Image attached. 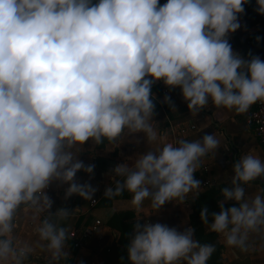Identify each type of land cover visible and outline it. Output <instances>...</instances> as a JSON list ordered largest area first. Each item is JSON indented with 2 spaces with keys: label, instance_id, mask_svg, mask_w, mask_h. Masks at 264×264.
Segmentation results:
<instances>
[{
  "label": "clouds",
  "instance_id": "clouds-1",
  "mask_svg": "<svg viewBox=\"0 0 264 264\" xmlns=\"http://www.w3.org/2000/svg\"><path fill=\"white\" fill-rule=\"evenodd\" d=\"M250 3L0 0V264H37L41 256L43 264H68V222L79 208L53 212L49 189L67 186L65 201L96 203L95 164L80 158L89 142L135 138L155 146L110 170L105 199L127 193L137 213L150 207L148 216L199 199L196 173L220 141L208 133L167 141L155 128L152 89H180L194 118L210 103L223 116L264 105V59L251 51L245 58L230 43ZM254 11L264 16V0H255ZM164 103L176 112L170 96ZM231 171L219 211L202 206L201 222L234 253L264 251V185L256 183L264 182V160L252 148ZM81 172L88 181L80 182ZM141 219L128 234V264H209L217 251L192 227ZM21 220L31 237L18 232Z\"/></svg>",
  "mask_w": 264,
  "mask_h": 264
},
{
  "label": "crops",
  "instance_id": "crops-1",
  "mask_svg": "<svg viewBox=\"0 0 264 264\" xmlns=\"http://www.w3.org/2000/svg\"><path fill=\"white\" fill-rule=\"evenodd\" d=\"M160 3H166V0H160ZM241 28L230 36V43L233 50L240 53L245 58L251 51L253 55H259L264 59V16L258 15L254 10L246 11V14L240 18ZM257 37L261 39L257 41ZM153 95L155 100L157 115L154 117L155 128L158 133L167 134V141H174L177 138L187 139L189 141L200 139L205 133L215 134L220 141V149L213 156L209 154L204 158V163L196 173V178L204 181L208 180L209 184L202 183L201 193L209 186L214 184H229L231 169L242 152H247L256 148L261 159L264 160V150L259 146L253 130L246 125L243 115L237 116L233 113L223 116L216 115V109L211 106L203 110L197 118L190 116L187 104L185 103L180 89L169 90L163 83H157L153 86ZM168 95L176 106V112H172L169 106L164 103V97ZM194 124L195 128L191 129L190 125ZM204 129L201 131V129ZM135 139V138H130ZM125 139L114 145H105L92 147L91 143L85 145L86 151L80 158L85 164H95L94 178L91 183L98 189L94 199L96 203L81 199L79 196H73L68 201L63 199L64 189L58 188L55 184L49 189V195L54 200L52 211L59 207H66L69 210L78 211L70 218L68 224L70 230L80 228L95 219H100L102 225L100 229L79 248H75L70 243V259L68 264H121V257H124V264H128L127 253L123 252L122 245L119 243L121 229L130 226L129 233L135 224V218L142 216L141 223L160 222L169 226L177 227L183 231L185 227L202 226L207 232L200 219L201 208L194 207L189 197L188 204L175 205L169 203L164 206L161 212L151 214L150 207L145 205L140 213H137L130 204V196L125 193L123 196L115 197L111 200L104 198L106 188L111 184L108 175L110 170L116 165L124 163L127 157H135L137 154L153 148V145L145 143L135 144V141ZM80 182H86L89 177L81 172L78 173ZM264 185V182L259 181ZM257 183V184H260ZM251 191H255L253 188ZM231 203V202H230ZM213 204H207L209 213L218 212L219 209ZM211 222V220H210ZM18 232L22 236L31 237L27 231V222L21 220L18 223ZM223 245V244H222ZM259 248V245L256 246ZM223 264H264V251L250 252L247 254L234 253L224 247L221 252ZM37 264H43L41 256Z\"/></svg>",
  "mask_w": 264,
  "mask_h": 264
},
{
  "label": "trees",
  "instance_id": "trees-1",
  "mask_svg": "<svg viewBox=\"0 0 264 264\" xmlns=\"http://www.w3.org/2000/svg\"><path fill=\"white\" fill-rule=\"evenodd\" d=\"M255 7V0H251V3L249 5H245L246 11H252ZM256 183H260L257 181ZM263 185L262 183H260ZM227 186V184H214L209 185L200 195L199 199L195 201V209L201 208L204 205L207 204H213L217 201L218 198H220V189ZM222 199V197H221ZM215 205V204H214ZM218 209V205H215ZM232 206V202L227 204L226 207ZM195 235L201 242H211V243H217V237L215 234H212L210 232H207L203 229L202 226L195 227ZM130 226L123 227L121 229V234L119 237V243L122 245V249L124 253H127L126 251V245L128 243V234H129ZM223 249V245L220 243H217V251L211 258L209 264H223L221 260V252ZM107 264V263H104Z\"/></svg>",
  "mask_w": 264,
  "mask_h": 264
},
{
  "label": "built area",
  "instance_id": "built-area-1",
  "mask_svg": "<svg viewBox=\"0 0 264 264\" xmlns=\"http://www.w3.org/2000/svg\"><path fill=\"white\" fill-rule=\"evenodd\" d=\"M243 119L246 125L253 130L259 146L262 148V150H264V105L259 103L254 105L249 113L243 115ZM190 128L194 129L195 125L191 124ZM203 184L206 186L209 184V181L206 180ZM101 225V220L95 219L80 228H74L70 230L72 245L75 248L82 246L85 240L92 237L100 229Z\"/></svg>",
  "mask_w": 264,
  "mask_h": 264
}]
</instances>
